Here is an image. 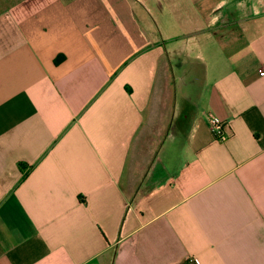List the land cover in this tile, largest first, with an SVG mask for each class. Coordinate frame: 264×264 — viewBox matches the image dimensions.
Returning a JSON list of instances; mask_svg holds the SVG:
<instances>
[{
  "label": "crops",
  "instance_id": "0c3cea01",
  "mask_svg": "<svg viewBox=\"0 0 264 264\" xmlns=\"http://www.w3.org/2000/svg\"><path fill=\"white\" fill-rule=\"evenodd\" d=\"M263 68L264 0H0V264H264Z\"/></svg>",
  "mask_w": 264,
  "mask_h": 264
},
{
  "label": "built area",
  "instance_id": "2783aa9c",
  "mask_svg": "<svg viewBox=\"0 0 264 264\" xmlns=\"http://www.w3.org/2000/svg\"><path fill=\"white\" fill-rule=\"evenodd\" d=\"M208 117H209V125H210L211 131L213 132L215 138H218L221 140L226 139L227 138V133L225 131V128L227 125L226 122L213 113H210ZM190 261L194 262V259L191 258Z\"/></svg>",
  "mask_w": 264,
  "mask_h": 264
}]
</instances>
